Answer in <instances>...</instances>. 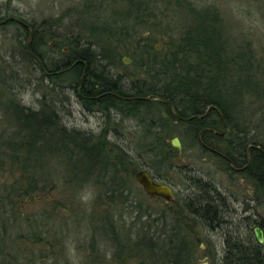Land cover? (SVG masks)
Wrapping results in <instances>:
<instances>
[{
  "label": "rangeland",
  "instance_id": "1",
  "mask_svg": "<svg viewBox=\"0 0 264 264\" xmlns=\"http://www.w3.org/2000/svg\"><path fill=\"white\" fill-rule=\"evenodd\" d=\"M134 3L143 5L146 10L137 11ZM129 10L135 20L125 18ZM208 12L217 18L230 54L235 56V52L242 51L245 56H252L254 93L245 94L238 115H234L244 119L243 123L239 121L244 138L264 142V0H0L1 19H21L31 25L32 30L43 26L64 38L81 33L84 41L92 46L91 50L102 55H94L96 60H91L90 68L79 76L69 70L44 76L38 66L30 64L18 43L27 32L15 23L6 22L0 26V134L14 130L7 125L10 111L22 108L43 110L48 114L52 111L57 116L58 126L67 135L75 141L86 139L99 156L98 169H91L86 174L89 177L83 178V173L77 179L75 177L80 173L76 174L77 168L69 164L79 158L72 157V161L47 157L46 164L37 169L34 179L44 180V184H37L38 188L42 185L51 189L27 195L23 191L30 188L33 177L24 176L22 166L10 162L1 166L0 264H92V224L108 211L111 216L116 211L110 208L111 199L105 196L101 182L105 178L104 172L112 174L114 171L112 168L107 170L104 163L114 164L136 201L145 198L144 205L163 206L162 203L147 202L134 177L142 168L163 175L169 183L176 185V194L186 188L185 176L206 178L208 175L232 191L237 199L231 230L241 227L247 232V224L253 230L256 228L253 221L263 220L264 193L258 181L247 171L228 170L225 163L201 151L197 142L186 136L185 127L174 119L172 109H166L164 103L149 106L150 110L143 114L147 123L152 124L144 134V129L137 128L139 120L135 123L133 115L112 107L105 108L104 98L99 101L98 97H93L90 101L81 95L83 84L87 91L94 85V79L85 76L89 72L103 79L118 76L127 89L153 75L152 69L141 67L144 65L141 54L144 44L148 42L147 45L154 49L150 54L158 61L162 60L178 49L182 32ZM24 38L26 42L27 34ZM70 48L67 40L48 37L40 40L37 53L45 64H61L70 56ZM177 57L180 62L186 59L178 54ZM191 61L188 58V62ZM217 133L214 142L226 154L230 148L228 140L234 139V135L224 126L218 128ZM156 134L162 137L161 143L157 142ZM173 138L180 142L179 151L171 145ZM240 145L244 147L242 152L251 153L252 144L248 147L242 142ZM134 159L139 163L136 166L129 161ZM215 240L214 251L219 258L223 250L221 234ZM124 242L121 241L125 247L97 239L94 254L109 260L114 253L119 257L134 253L138 258L133 263L145 260L160 264L165 258L176 259L181 264V258L186 259L185 254L179 258L171 255L172 244L168 237L149 243ZM174 245L180 253L185 249L184 244ZM203 247L204 243L199 241L193 249L194 255L200 256Z\"/></svg>",
  "mask_w": 264,
  "mask_h": 264
},
{
  "label": "trees",
  "instance_id": "2",
  "mask_svg": "<svg viewBox=\"0 0 264 264\" xmlns=\"http://www.w3.org/2000/svg\"><path fill=\"white\" fill-rule=\"evenodd\" d=\"M133 5L137 11L144 12L146 10L141 4L134 3ZM126 14V19L131 17L130 19L135 20L134 14L130 10ZM131 14L132 16H130ZM210 14L209 12L205 13L200 17L201 19H197L191 27L185 29L181 34L178 49L172 50L162 60L158 61L154 55L150 54V52L154 53V49L147 45L148 42L144 44L141 53L144 55L142 63L144 65L141 67L147 66L146 69L148 68L149 71L152 69L153 75L143 78L142 81L132 84L127 89L118 76L103 79L88 71L89 73L85 76L87 79H94V85L87 91L83 84L81 95H85L90 101L93 97L105 96L99 99L102 101L104 98L105 108L112 107L121 112L124 111V114L133 115L137 120L141 119L143 122L141 128L144 129V134L148 133L145 130L152 125L148 124L143 117V114L147 113V109L150 110L146 103H150V106L153 107L156 104L164 103L166 109H172L174 119L183 124L186 136L194 142H198V135L203 129L218 130L221 126L226 129L230 128L234 139L228 140L230 148L225 156L232 158L233 163H245L247 154L241 151L244 147L240 144L242 142L247 146L252 144L250 149L251 171L249 168L247 172L258 181L259 187L264 193V142L255 141L254 138L248 136V139L244 138L242 136L244 131L239 129V123H243L244 119L235 116L238 115L237 110L241 108L245 94L254 93L252 90L255 89V84L251 78L253 59L252 56H245L246 53L243 54L242 51L235 52V56L230 54L225 35L219 28L217 18L212 13ZM65 36V38L64 35L61 37L60 33L44 29L43 26L34 27L32 33H24L22 37L20 35L18 43H21L30 64L38 66L40 72L45 74L44 76L57 74L63 70H69L74 76H79L82 71L90 68L91 60H96L93 59L94 55H102L91 50L92 46L84 41L85 39L82 38L84 35L82 36L81 33ZM48 37L59 41L67 40L71 47V54L66 62L51 65L44 63L37 52L40 40ZM177 54L186 57V59L184 58L183 62H180ZM188 58L192 59L190 63ZM133 96L140 99L124 100ZM108 100L111 101L108 102ZM112 101L120 104L114 105ZM134 102L140 105H131ZM123 103L127 105L122 106ZM10 112V125H7L9 129L14 130L2 131L3 134H0V169L2 165H6V162H10L20 168L22 166L24 176L33 177L29 182L30 188L23 191V194L27 195L37 191L49 192L51 189L42 185L38 188L37 184H44V180L34 179L38 173L37 169H42L46 164L47 157L72 161V157L79 158L69 165L77 168L76 174L79 172L81 176L83 173L87 176L86 174L91 169L99 167L97 159L99 156L95 147L88 145L86 139L75 141L70 135H67L64 129L58 126L57 116L52 111L48 114L43 110L32 111L22 108L20 111ZM206 134L204 132L200 135L202 141L206 140L204 139ZM154 136L157 142L163 141L160 135ZM104 165L107 167V164L104 163ZM113 166L110 168L113 169ZM75 178L77 179L79 176ZM199 184L196 182L195 185L199 186ZM8 198L10 195L7 196ZM10 203L11 200L8 205ZM252 225L264 232V218L262 221H253ZM246 227L247 232H244L241 227H237L224 235L220 264H264V243L259 244L256 241L251 234L252 229L249 224Z\"/></svg>",
  "mask_w": 264,
  "mask_h": 264
},
{
  "label": "flooded vegetation",
  "instance_id": "3",
  "mask_svg": "<svg viewBox=\"0 0 264 264\" xmlns=\"http://www.w3.org/2000/svg\"><path fill=\"white\" fill-rule=\"evenodd\" d=\"M6 22L15 23L17 26L22 27L27 33H32L31 25L26 24L21 19H16L14 17L8 19L3 18L0 19V26ZM80 84L82 85L81 82ZM101 97L99 96L98 98L101 99ZM92 99L93 98H91V100ZM137 99L140 98L133 96L128 99L125 98L124 100L135 101ZM132 104L135 106L140 105L135 102L131 103V105ZM126 105L127 104L123 103L122 106ZM150 105V103H146L147 107ZM96 106H99V104ZM142 123L140 119L137 124L138 129H140ZM204 132L207 133L204 138L206 140L202 141L200 135ZM217 134V130L213 128H206L200 131L197 145L200 146L201 151L211 154L222 163H225L228 170L236 173L248 171L251 165L250 154H247V161L245 163H233V159L227 158L225 153L220 151L216 146L214 141ZM222 136L223 135L220 134V137ZM134 160L135 161H129L135 166L138 165L139 163L136 162V159ZM106 164L107 170L111 169L110 167L114 165L113 163ZM95 169L97 170L98 167ZM122 169L124 170L125 168ZM113 171L115 173L111 174L108 172V174L106 172L104 173L105 175L102 173L105 178L101 182L105 189V196L111 199L112 205L110 208H114V211H116L112 216L108 211L106 215L100 216L96 222L92 224V264H155L153 261L145 260L133 263V260H137L138 258L134 253L120 257L117 253H114L111 255L110 259L107 260L97 253L94 254V252H97L96 240L103 238L107 241L110 240L114 244L119 243L121 245L123 244L121 241L133 240L135 244L142 241L149 243V241H158L163 237H168L169 243L171 242L172 244L170 251L172 253L171 255L179 258L181 254H185L184 257L186 259L183 260L181 258V264H220L222 256L219 258L216 257V251H214L215 238L217 237L219 239L221 234V240L223 242L224 235L231 231V226L234 225V218L237 212L234 204L237 203V199L232 194V191H229L221 183H218L214 177L211 178L205 175L207 176L206 178L203 176L199 178L194 175L185 176L183 178L184 181H187V186L185 189H180L177 192L179 195H177L174 188L176 185L174 186L171 182L169 183L163 175L153 172V170L148 171V168H142L141 171L147 172L154 183L166 185L172 191V197L166 200L161 197L148 195L142 189L148 203L156 202L163 204L161 207L150 204L144 205L145 198L143 197V199L140 198L136 201V197L128 190L126 181L122 175L120 176L119 173L117 174L115 167H113ZM80 177L82 176L79 175V178ZM196 182L200 183L199 186L195 185ZM60 206H62V204H60ZM105 210L104 213L106 212ZM247 210H249V207H247ZM247 220H249V217H247ZM135 238L137 240H135ZM199 241L204 243V247L201 248L200 256H195L193 249ZM175 243L185 245V249L182 253L178 252L174 245ZM124 244L123 246L125 247ZM134 249L137 250L136 248ZM176 250L178 254H175ZM175 260L170 261V259L167 260L164 258L160 264H179L178 261L176 262Z\"/></svg>",
  "mask_w": 264,
  "mask_h": 264
},
{
  "label": "water",
  "instance_id": "4",
  "mask_svg": "<svg viewBox=\"0 0 264 264\" xmlns=\"http://www.w3.org/2000/svg\"><path fill=\"white\" fill-rule=\"evenodd\" d=\"M123 62L126 63V61ZM171 145L178 151L180 150V142L177 138L172 139ZM135 180L148 195L161 197L166 200H169L172 197V191L168 186L154 183L145 171L136 172ZM253 232L256 241L259 244H263L264 237L262 230L259 228H254Z\"/></svg>",
  "mask_w": 264,
  "mask_h": 264
},
{
  "label": "bare ground",
  "instance_id": "5",
  "mask_svg": "<svg viewBox=\"0 0 264 264\" xmlns=\"http://www.w3.org/2000/svg\"><path fill=\"white\" fill-rule=\"evenodd\" d=\"M256 228H258V227H256ZM260 229V228H259Z\"/></svg>",
  "mask_w": 264,
  "mask_h": 264
}]
</instances>
